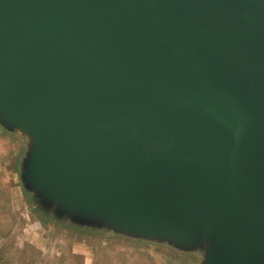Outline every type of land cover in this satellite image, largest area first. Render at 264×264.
Returning <instances> with one entry per match:
<instances>
[{
    "label": "water",
    "instance_id": "1",
    "mask_svg": "<svg viewBox=\"0 0 264 264\" xmlns=\"http://www.w3.org/2000/svg\"><path fill=\"white\" fill-rule=\"evenodd\" d=\"M0 120L60 215L264 264V0H0Z\"/></svg>",
    "mask_w": 264,
    "mask_h": 264
},
{
    "label": "rangeland",
    "instance_id": "2",
    "mask_svg": "<svg viewBox=\"0 0 264 264\" xmlns=\"http://www.w3.org/2000/svg\"><path fill=\"white\" fill-rule=\"evenodd\" d=\"M32 137L0 120V264H203L209 241L181 247L60 215L27 185Z\"/></svg>",
    "mask_w": 264,
    "mask_h": 264
}]
</instances>
